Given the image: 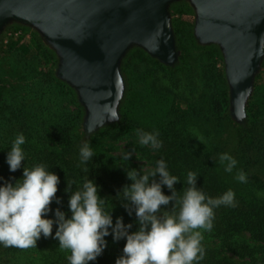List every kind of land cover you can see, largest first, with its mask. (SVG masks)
Wrapping results in <instances>:
<instances>
[{"label":"trees","instance_id":"1","mask_svg":"<svg viewBox=\"0 0 264 264\" xmlns=\"http://www.w3.org/2000/svg\"><path fill=\"white\" fill-rule=\"evenodd\" d=\"M175 41L176 46L182 42L180 37L175 38ZM179 48H182L183 52L182 66L188 69L187 49L184 45ZM13 52L16 55H19V52L24 55L25 51L19 48ZM200 57L198 70H195L190 81L185 83L187 97L183 99L184 108L177 102L181 100V96L178 97V88L185 80L180 70L182 66L166 70V83L160 82L154 76L152 83L150 82V86L145 90L135 87V81L125 76L126 89L120 104L119 120L99 128L88 136L84 132H76V127L81 125L84 109L79 104L75 92L53 73L49 78H45V75H41L43 71H38L40 75L35 71L25 72L21 89L11 88L6 94L0 91V176L6 180L10 177H22L23 167L16 172L9 171L6 155L17 134L23 133L26 137V143L22 145L26 160L22 161V165L31 167L44 163L60 178L56 196L62 199V204L58 205L53 201L50 205L53 212L49 213V217L54 218L57 207L68 211L70 193L64 191L68 186L67 181L81 182L87 175L77 165L79 148L88 141L96 154L86 165L89 178L100 185L99 195L113 204V222L115 223L117 217H123L124 223H132L131 231H135L138 227L135 213L129 216L121 201L116 198L123 186L132 183L127 178L126 171L134 167L119 170L117 166L111 165L110 157L104 149V139L121 140L131 133L137 134V129L158 131L163 146L156 150L152 164L155 165L159 159L167 162L170 173L180 179L175 184L178 195H182L183 188L187 187L186 178L189 171L198 174L197 187L203 188L209 196L215 198L228 189L233 190L230 179L225 178L219 169V155L226 152L238 161L233 169L235 173L243 170L247 174V182H240L241 187L236 188L249 190L256 199L235 193V207L221 206L215 209L213 230L203 233L206 255L199 264H239L220 257L221 250L240 260H247L249 264H264V196L256 195L264 193V183L250 171L253 162L264 161V139L261 131V128H264V74L259 75L255 82L253 95L246 106V118L241 124H235L229 117V96L224 70L215 61V58L219 57L217 48L210 45L209 50L201 53ZM153 62L154 68L150 69L152 72L157 67L164 68L157 60ZM137 74L134 75L136 80L145 76L144 72ZM58 97L60 100L56 99ZM197 120H201V124ZM216 127H228L231 132ZM205 138L207 143L203 142ZM128 150L134 152L142 149L134 146V143H129ZM75 187L72 185V190H75ZM162 190L166 195L171 194L169 189ZM168 207L171 209V202ZM55 230L54 225L53 235ZM243 233L248 234L249 239L242 238L240 235ZM207 238L217 241L219 248L209 246L205 241ZM105 239L108 246L95 264H115L126 242H113L111 235ZM19 252L39 254L42 264H69L67 256L70 252L60 249L59 241L52 237L42 236L37 241L36 248H5L0 245V255H14ZM0 264L11 263L7 260Z\"/></svg>","mask_w":264,"mask_h":264},{"label":"clouds","instance_id":"2","mask_svg":"<svg viewBox=\"0 0 264 264\" xmlns=\"http://www.w3.org/2000/svg\"><path fill=\"white\" fill-rule=\"evenodd\" d=\"M137 136L141 146L153 150L163 146L156 130L137 129ZM25 143V135L18 133L6 155L9 171L23 167L22 177L6 180L0 176V245L5 248H36L42 236L52 237L59 241L60 249L70 252L69 264H95L108 246L105 238L111 235L113 242L126 241L115 264H199L206 255L203 233L213 230L215 209L237 204L232 189L215 198L209 196L197 187L198 174L193 171L187 173V187L178 195L175 184L179 177L170 173L164 159H159L155 167L147 170L127 169V178L132 183L117 193L116 198L128 215L135 213L138 227L131 231L133 224H125L123 217L113 222V204L99 195L100 185L89 178L86 165L96 154L85 141L79 148L77 166L87 175L81 182L67 181L64 191L70 193L68 211L57 207L54 218H50L53 201L62 204V199L56 196L60 178L44 163L22 165L26 160L22 147ZM132 154L126 151L122 159L129 161ZM219 162L228 173L238 164L226 152L219 155ZM235 179L246 183L247 174L239 170ZM164 187L171 191L170 195L164 193Z\"/></svg>","mask_w":264,"mask_h":264},{"label":"water","instance_id":"3","mask_svg":"<svg viewBox=\"0 0 264 264\" xmlns=\"http://www.w3.org/2000/svg\"><path fill=\"white\" fill-rule=\"evenodd\" d=\"M180 0H0V33L10 23L35 29L57 55L55 75L84 109L86 135L119 120L121 62L132 47L172 66L178 61L169 6ZM193 35L217 45L229 114L241 123L264 59V0H186Z\"/></svg>","mask_w":264,"mask_h":264},{"label":"rangeland","instance_id":"4","mask_svg":"<svg viewBox=\"0 0 264 264\" xmlns=\"http://www.w3.org/2000/svg\"><path fill=\"white\" fill-rule=\"evenodd\" d=\"M169 13H170L171 27L174 33V38L180 37V40H182L180 45L181 46L184 45L187 49V53L189 55L188 69L187 67L182 66L183 63L181 62L182 60L181 57L183 55L182 54L183 52H182V48H179L180 45L176 46V49L179 54L178 61L172 66L163 64L164 68L157 67L155 68L154 72H152L150 69L154 68L153 61L156 59L151 58L143 49L139 47H132L131 49L128 50V52L122 59L121 67H123V70H121V75L123 77V81L125 80L124 78L126 76V78L135 81L134 83L135 87L141 90H145L148 89V87L152 83L154 76H156L157 80H160V82L166 83V77L164 76L166 70L169 71L170 69L179 68L182 66V69L180 70L182 71L183 76H185V80L181 83V86L178 88V97L180 98L181 96V100L180 101L178 100L177 102L180 104L182 108H184L185 102L183 101V99L184 97H187V92L185 90V83H188V81H190L191 75H193V72H195V70H198L199 62L201 59L200 57L201 53H206L209 50V46L214 44L202 45L196 41L193 35L195 12L188 1L180 0V1L172 2L169 6ZM175 45H176V41H175ZM214 46L217 48L219 53V57L215 58L216 64L223 68V59L220 50L217 45ZM19 48L24 49L25 51L24 55H22L20 52L18 53L19 55H16V53L13 52L14 49H19ZM24 58H26L25 61L23 60ZM57 62H58V58L55 52L42 41L38 32L32 27L18 23H10L6 25V27L0 33V69L2 71V75L0 76V78L2 79V82H0V88H1L0 91L2 93L4 94L9 93V90H11V88L12 90L21 89L24 82L25 72L35 71L38 75H40L39 73L43 71V74L41 75L43 76L45 75V78H49L50 74L52 73L55 75ZM142 72H144L145 76L136 80L134 75ZM263 74H264V59L261 65V69L259 70V73L255 77V82H257L259 75L263 76ZM259 81L261 82V79L258 80V83H260ZM66 85L70 87L68 84ZM254 88H255V83H254ZM254 88H253V92H254ZM125 89H126V85L124 81V92ZM63 90L65 89L63 88ZM227 91H228V85H227ZM56 99L60 100L59 97ZM30 100H33V98H30ZM73 108L74 107H72V109ZM228 111H229V106H228ZM229 117L235 124H241V123H237L230 116V114ZM245 118H246V113L244 119ZM197 121L200 122L201 124V120L200 121L197 120ZM216 128L222 131L224 130L226 132H231L228 130V127H221V128L216 127ZM261 131H262V137L264 139V128H261ZM76 132L77 133L83 132L82 122L79 127L78 126L76 127ZM104 140H103V144L105 145L104 147L105 152L108 153L110 157L109 163H111V165L117 166L116 168H118L119 170H126L128 167H134V169H137L139 171L141 168L147 170V168L149 167H155V165L152 164V160L153 157L157 154V151L153 150L150 146H141L138 142V136L136 133H131L130 135H127L123 139L117 141L116 140L107 141L106 139ZM203 142L207 143V139L205 138ZM129 143H134V146H139L142 150L132 152L133 154L129 159V161H125L122 159V156L123 153L126 151L131 152L128 150ZM219 169L221 174L225 178L230 179V184L232 185L233 191L236 194L241 196H246L252 200L256 199L253 197V195L249 190L244 191L236 188V187H241L240 186L241 183L237 179H235L237 174L235 173L234 170L232 173L225 172L223 165H220ZM250 171L252 175H255V177H257L258 180L264 183V161H261V163L253 162L252 165L250 166ZM164 188L167 189L166 187ZM240 236L242 238L245 237L249 239L248 234L243 233ZM205 241L209 246L217 249L219 248V244L217 241L209 238H207ZM219 256L222 258L224 257V259L230 260L234 263L249 264L247 260H240L234 257L233 255H231L230 253L222 250L220 251ZM39 257H40L39 254L29 253V252H19V253H15L14 255H11V253L9 254L4 253L0 255V263H4L5 261L9 260L11 264H42Z\"/></svg>","mask_w":264,"mask_h":264}]
</instances>
